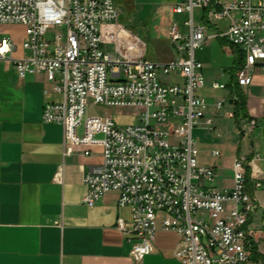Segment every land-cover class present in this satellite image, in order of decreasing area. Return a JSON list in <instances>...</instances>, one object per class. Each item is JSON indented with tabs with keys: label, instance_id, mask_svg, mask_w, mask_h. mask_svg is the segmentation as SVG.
<instances>
[{
	"label": "built area",
	"instance_id": "obj_1",
	"mask_svg": "<svg viewBox=\"0 0 264 264\" xmlns=\"http://www.w3.org/2000/svg\"><path fill=\"white\" fill-rule=\"evenodd\" d=\"M197 11L205 12L204 23ZM174 13L185 16L169 31L177 57L161 62L144 57L139 38L119 22L116 0H0V25L25 27L20 46L12 37L0 39V62L12 64L21 79L45 75V94L63 96L45 105L43 118L63 125L65 157L103 148L102 163L83 176L84 203L94 207L110 191L118 193L119 208H129L131 218L119 216L117 228L136 261L154 252L164 230L179 235L175 257L183 264H264L253 256L250 220L258 204L248 187L260 177V157H237L233 186L221 190L216 169L199 164L194 137L197 127L216 129L211 105L198 93L206 77L196 51L228 39L245 53L236 85L248 87L255 71L264 70V0H178ZM223 21L228 25L220 30ZM105 33L115 52L105 50ZM236 101L233 95L213 106L236 119L227 108ZM90 103L137 108L141 121L122 126L110 116H89ZM63 171L60 166L57 182Z\"/></svg>",
	"mask_w": 264,
	"mask_h": 264
},
{
	"label": "crops",
	"instance_id": "obj_2",
	"mask_svg": "<svg viewBox=\"0 0 264 264\" xmlns=\"http://www.w3.org/2000/svg\"><path fill=\"white\" fill-rule=\"evenodd\" d=\"M124 1L131 4L133 0ZM177 1L152 0L146 5L150 7L145 20L149 25L140 24L136 31L128 29L142 40L146 59L168 62L177 57L169 37L173 22L185 20L174 13ZM204 14L196 12L198 22H205ZM120 18L121 11L119 22ZM227 25L228 21H223L218 27L225 30ZM209 28L210 32L217 29ZM104 35V47L113 46L115 52V44L110 43L107 33ZM196 57L204 64L206 77V85L198 93L210 103L209 113L216 124L214 131L197 127L204 132L199 143L205 152L202 166L214 167L216 180L223 172L232 173L231 185L223 181L215 184L224 190L233 186L237 157H260L256 159L260 177L249 179L248 187L258 204L250 220L251 239L259 258H264V70L255 71L248 87L236 85L246 102L247 116L232 119L213 105L233 97L245 65L244 51L218 37L198 49ZM214 83L226 87L216 89ZM45 88H50L45 75L21 79L12 64L0 62V264H183L175 257L179 235L164 230L157 234L154 252L141 261L132 257V244L117 228L119 216L129 220L131 210L119 208L116 191L107 193L94 207L84 203L87 187L83 176L102 163L103 148L93 147L90 156L79 149L65 157L63 125L43 118L45 105L63 96L45 94ZM227 106L236 111L235 106ZM251 120L257 122L253 129ZM216 150L221 152L218 157L213 156ZM60 166L63 178L57 182ZM256 180L261 187L256 188Z\"/></svg>",
	"mask_w": 264,
	"mask_h": 264
},
{
	"label": "rangeland",
	"instance_id": "obj_3",
	"mask_svg": "<svg viewBox=\"0 0 264 264\" xmlns=\"http://www.w3.org/2000/svg\"><path fill=\"white\" fill-rule=\"evenodd\" d=\"M149 3H153L152 0H133L131 4L125 2L124 0H116L121 11L120 23L127 29L136 31V27L140 24L149 25L146 18L149 15L150 7L146 6ZM147 8V9H146ZM198 17V16H197ZM199 21L198 18H196ZM134 35V34H133ZM25 36V27L23 25H0V39L5 37H12L17 42H22ZM140 43L143 44L142 40L139 38ZM115 44V43H114ZM106 51L112 52L113 46H106ZM89 116H110L115 119L122 126H128L130 124L139 123L142 117V110L134 107L130 108H113L108 106H98L90 103L88 107ZM194 137L198 143L199 148V164L202 165V158L205 156V152L201 150V143L204 140V132L199 131L195 128ZM232 177L231 172H223V174L217 179L216 185L221 181L227 185H231L230 179ZM253 247L255 248L254 244Z\"/></svg>",
	"mask_w": 264,
	"mask_h": 264
},
{
	"label": "trees",
	"instance_id": "obj_4",
	"mask_svg": "<svg viewBox=\"0 0 264 264\" xmlns=\"http://www.w3.org/2000/svg\"><path fill=\"white\" fill-rule=\"evenodd\" d=\"M236 88L237 87H236V84H235L234 85V95H236V97H237V101L235 103V105H236V113H237L238 116H245L246 117L247 116L246 112H245L246 102L244 100L243 95L236 91ZM253 250H254V254H253L254 258L255 259L259 258L260 256L257 253L256 248L253 247Z\"/></svg>",
	"mask_w": 264,
	"mask_h": 264
}]
</instances>
